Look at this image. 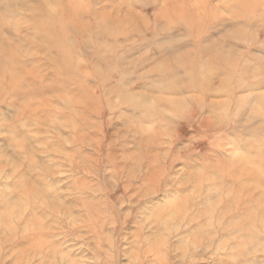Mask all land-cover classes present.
I'll return each mask as SVG.
<instances>
[{
    "label": "rangeland",
    "instance_id": "374dc122",
    "mask_svg": "<svg viewBox=\"0 0 264 264\" xmlns=\"http://www.w3.org/2000/svg\"><path fill=\"white\" fill-rule=\"evenodd\" d=\"M263 161L264 0H0V264H264Z\"/></svg>",
    "mask_w": 264,
    "mask_h": 264
},
{
    "label": "bare ground",
    "instance_id": "6f19581e",
    "mask_svg": "<svg viewBox=\"0 0 264 264\" xmlns=\"http://www.w3.org/2000/svg\"><path fill=\"white\" fill-rule=\"evenodd\" d=\"M250 1H251V0H250ZM232 61H233V60H232ZM210 63H211V62H210ZM210 63L207 61V62H206V66H207V67H205V68L210 67V66H209ZM255 71H256V70H255ZM187 75H188V74H187ZM193 75H194V74H193ZM228 75H229V74H228ZM12 77H13V76H12ZM194 77H195V76H194ZM187 78H188V77H187ZM191 78H192V77H191ZM199 79H200V78H198V80H199ZM168 80H169V79H168ZM188 80H189V79H188ZM192 80H193V79H192ZM192 80H191V81H192ZM164 81H165V80H164ZM196 81H197V80H196ZM196 81H195V82H196ZM219 83H220V82H219ZM233 84H234V82H233ZM199 86H202V85H199ZM206 86H207V85H206ZM231 86H232V83H231ZM198 88H199V87H198ZM200 88H201V87H200ZM202 89H203V88H202ZM203 91H204V90H203ZM229 92H230V91H229ZM232 93H233V92H232ZM202 94H203V93H202ZM229 94H230V93H229ZM236 98H237V97H236ZM259 98H260V97H259ZM203 99H204V98H203ZM234 100H235V99H234ZM163 101H164V100H163ZM165 101H166V100H165ZM182 101H183V100H182ZM239 101H240V100H239ZM262 102H263V101H262ZM164 103H165V102H164ZM233 103H234V102H233ZM233 103H232V104H233ZM236 103H237V99H236ZM162 104H163V103H162ZM166 104H167V102H166ZM170 104H171V106H170L171 109H172L174 112H176L177 114H179L180 112L184 111V110H183L184 107L182 106V103H181L180 101H176V100H174V101H171ZM203 104H204V103H203ZM184 105H185V104H184ZM223 105H224V104H223ZM235 105H236V104H235ZM241 105H242V104H241ZM149 106H150V105H149ZM181 106H182L183 108H182ZM213 107H216V106H213ZM217 107H218V104H217ZM220 107H221V106H220ZM150 108H151V107H150ZM218 108H219V107H218ZM223 108H225V107H223ZM261 108H262V107H261ZM228 110H229V109H228ZM222 112H223V109H222ZM182 113H183V112H182ZM180 114H181V113H180ZM180 114H179V115H180ZM215 114H216V113H215ZM217 115H218V116L221 115V112L219 111ZM180 116H181V115H180ZM247 151H248V150H247ZM250 152H251V151H250ZM259 152H260V151H259ZM259 152H258V153H259ZM245 153H246V152H245ZM240 155H242V154H240ZM244 155H245V154H244ZM248 155H249V154H248ZM253 155H254V154H253ZM259 155H260V154H259ZM242 156H243V155H242ZM250 156H252V155H250ZM239 157H240V156H239ZM246 157L248 158L249 156H246ZM258 157H260V156H258ZM247 158H244L245 163H250L249 160H248ZM255 158H256V157H255ZM249 159H251V158L249 157ZM256 159H257V158H256ZM238 160H239V159H238ZM251 160H252V159H251ZM257 160H258V159H257ZM257 160H256V161H257ZM253 161H254V160H253ZM260 161H261V160H260ZM263 162H264V161H263ZM263 162H262L261 164H263ZM253 163H254V162H253ZM243 165H244V164H243ZM256 165H257V164H256ZM230 166H231V165H230ZM235 166H236V165H235ZM235 166H234V167H235ZM238 166H239V165H238ZM260 166H261V165H260ZM243 167H244V166H243ZM247 168H248V167H247ZM234 169H235V168H234ZM236 169H237V168H236ZM239 169H241V168H239ZM261 169H262V168H261ZM257 170H258V169H257ZM236 171H237V170H235V172H236ZM238 172H241V171H238ZM262 172H263V171H262ZM240 174H241V173H240ZM257 203H258V202H257ZM170 204H171V203H170ZM172 204H173V203H172ZM168 206H169V205H168ZM174 206H175V205H174ZM177 206H179V205H177ZM177 206L173 207V209L176 208ZM169 207H170V206H169ZM169 207H168V208H169ZM179 207L181 208V206H179ZM173 209L171 208V210H172L171 213H173V211L175 210V209H174V210H173ZM177 209H179V208L177 207ZM182 209H183V208H182ZM171 210H170V211H171ZM179 210H181V209H179ZM181 211H182V210H181ZM181 211H180V212H181ZM208 211L210 212V210H208ZM224 211H225V209H224ZM224 211H223V212H224ZM168 215H169V214H168ZM220 215H221V214H220ZM209 216L211 217V215H209ZM221 216H222V215H221ZM210 217H209V218H210ZM212 217H213V215H212ZM218 217L221 218L220 216H218ZM248 217H249V216H248ZM219 218H217V219H219ZM245 218H246V217H245ZM215 219H216V218H215ZM221 220H222V219H221ZM251 220H252V218H251ZM216 221L218 222V220H216ZM243 221H244V220H243ZM38 223H41V222H38ZM219 223H220V219H219ZM31 224H32V223H31ZM220 224H221V223H220ZM225 224H226V223H225ZM228 224H229V223H228ZM251 224H252V223H251ZM8 225H9V224H7V227H8ZM25 225L27 226V223H26V224L24 223V226H25ZM38 225H39V224H38ZM252 225H253V224H252ZM24 226H23V227H24ZM228 226H229V225H228ZM244 226H245V225H244ZM250 226H251V225H250ZM250 226H249V227H250ZM245 227H246V226H245ZM47 228H48V227H47ZM9 229H10V227H9ZM24 229H25V227H24ZM41 229H42V228H41ZM22 231H24L23 228H22ZM26 231H28V230H26ZM9 233H10V232H9ZM54 258H55V257H54Z\"/></svg>",
    "mask_w": 264,
    "mask_h": 264
}]
</instances>
